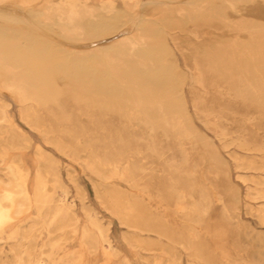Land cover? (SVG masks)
<instances>
[{
    "label": "bare ground",
    "instance_id": "obj_1",
    "mask_svg": "<svg viewBox=\"0 0 264 264\" xmlns=\"http://www.w3.org/2000/svg\"><path fill=\"white\" fill-rule=\"evenodd\" d=\"M16 1L0 0V16L9 14L11 21L22 18L26 22L29 21L27 15L29 10L15 9ZM19 2L27 6L26 8H29L28 6L43 8L46 12V20L52 23L51 25L57 26L65 38L81 43L78 55L101 57L102 61L97 64L99 69L93 70L83 63L84 60L71 58L72 52L67 49V52H55L47 43L43 45L41 43L43 41L37 44L36 36L24 35L26 44L14 51L9 49L10 45L3 46L2 39L0 93H10L22 106H25L22 113L23 120L28 126L41 132L50 142L48 144L58 143L61 148L74 154L85 152L87 156L83 162L90 172L101 176L106 182L118 180L129 185L130 191L126 190L128 193L117 195L115 187H111L107 195L98 192V198L112 215L118 217L122 225L135 231L133 234L130 233L132 245L144 246L136 232H150L156 234L158 238L168 240L164 246L161 244L163 247L160 253L163 257H157L158 254L151 255L153 257L146 258L145 264H183L181 256L178 255L180 249L189 255L190 264L206 262L205 256L194 241L199 228L196 225L208 218L216 203L222 205L221 215L224 219L230 217L232 213L237 216L239 207L237 201H233L236 198L232 197L228 172L221 168L223 162L220 161L218 153L211 149L205 154L212 159L208 164L205 162V156H198L199 144L201 145L205 140L191 123H184L190 122L184 89L188 85L186 83L188 77L191 78L189 79L193 84L190 86L191 91L198 93V96L192 99L195 112L206 122L208 129L220 142H224L226 146L232 142L245 151L264 155V142L261 144L256 142L258 137H262L259 132L264 130V83L256 76L259 69L257 70L255 64L253 48L244 43L243 35L240 34L245 30L243 24L247 21L241 18L230 20L226 16V10V14L217 16L215 11H204L205 7L189 10L184 2L165 1L157 2L161 8L147 14L148 18L145 22L148 26L145 28L136 30L133 26L123 33L106 38L113 28L110 26L111 22L102 18L101 14L114 16L118 14L119 6H122L126 13L135 15L134 25H136L142 21L141 10L145 5L144 1L21 0ZM235 3L232 1L227 3L228 8L232 11L236 10ZM152 4L154 3H151V6ZM172 6H175V10ZM187 14L189 17L192 16L191 29L181 27L179 18H186ZM158 20L165 24L164 28L159 27ZM200 30L206 33L200 34L201 32H198ZM104 35H106L105 39H101L99 43L87 44ZM254 35L252 30L249 37L254 38ZM169 42L175 45L180 55L170 49ZM14 44L16 43H12ZM179 56L184 59V65L178 64ZM261 58L263 59L262 56ZM263 69L260 70L263 72ZM105 74L110 78L113 88L107 93L103 91L109 98L106 95L103 97L94 89L96 79H100ZM70 78H77L76 82L63 85L58 82ZM123 78L126 79L124 82L126 86L123 85L122 90L115 89L114 82H120ZM84 79H88L86 83L83 82ZM88 92L94 93L91 95ZM10 108L11 104L0 96V165L2 162L4 164L3 160L8 158L10 152L28 150L31 147L27 136L13 123L9 115ZM227 110L233 112L234 115H230L237 120V128L233 123L237 130H232L230 127L235 121L223 113ZM84 117L89 123L82 122ZM229 120H231L230 124H228ZM62 137L70 138L71 143L67 144ZM188 139L193 141L187 142ZM38 148L40 173L39 184L38 182L36 184L41 190H46L47 202V207L41 208L40 214L44 220L46 219V229H48L46 232L52 236L46 242V247L43 245L46 248L44 252L46 258L42 253L40 260L47 263L52 250L66 245L79 232L83 233L79 235H82L85 248L88 247L95 252L101 241L117 257L109 235L110 230L107 229L108 225L104 226L103 222H99L92 208L85 204L83 190L81 192L80 188L76 187L78 191L76 195L82 202V211L85 210V214L87 212L85 217H88V224L80 227L74 206L68 204L65 199L68 188L60 178V164L47 151L45 153ZM248 166L261 171L264 170V161L260 165L250 162ZM18 169L12 162L6 166L4 172L6 180L4 182L0 180V186L3 187L0 193V229L1 226L5 228L2 225L5 220L22 215L24 217L23 213L32 205L28 198L29 193L27 191L26 194L27 189L25 190L26 182L24 183L23 179L25 173H22L24 168L22 171H20L22 168ZM26 173L28 175V172ZM217 183L223 187L222 191L216 188ZM259 184L264 187V179L260 180ZM38 192L42 193V191ZM259 194L264 196V190ZM257 196L259 198V195ZM152 201L155 204L160 203L161 207H165V203H170L173 214L186 219V226L179 228L172 225V222L167 220L165 211L161 212V207V211L158 207L152 210L153 206L150 204ZM41 223L39 220H33L29 227L25 229L20 227L23 240L35 238L42 233L44 227ZM220 232L212 233L213 238H220L222 236ZM31 240L33 239H30L28 244ZM35 241L37 240H33ZM28 247L30 252L25 251L28 254L33 253V246L28 245ZM225 247L228 249V246ZM156 248L152 245L147 251L155 252ZM29 260L30 257L27 261ZM27 261L25 258L26 264ZM118 264L130 263L123 258Z\"/></svg>",
    "mask_w": 264,
    "mask_h": 264
},
{
    "label": "rangeland",
    "instance_id": "obj_2",
    "mask_svg": "<svg viewBox=\"0 0 264 264\" xmlns=\"http://www.w3.org/2000/svg\"><path fill=\"white\" fill-rule=\"evenodd\" d=\"M19 1H21V0H17L15 2V4H16V5H14L15 9H17L19 11H26L28 9L29 11L27 10L28 11L27 15H28L29 21L26 22V20H24L23 18L21 20H18V21H11L9 18L10 17L9 14L1 15L2 17L0 16V41L2 39L3 40L1 41L2 43L1 42L0 43L3 46L8 47V45L11 46L12 43H16V44L12 45L15 48H13L12 46L11 47L9 46V49L14 51V50H16V48L17 49L22 48L26 44V39L24 38V35H29V36L32 35L34 37L35 36L37 37V38L35 37V39L38 40L37 44L42 43L43 45H45V43H47L48 46L51 48V50L55 51V52H64V51L67 52V50H69L72 52V54H70L71 58L84 60L83 63L93 70L99 69L97 64L102 61L101 57L95 58V57H90V56H86V55H82V54L78 55L77 52H79L78 48L81 45V43L77 42L76 40L72 41V39L65 38L64 34L61 33L60 29H58L57 26H55L54 24H53L54 26L51 25L52 23L50 24L49 21L46 20V12L43 8H39V6H38V8L37 7H30V6H28L29 8H26L27 6L25 7L23 4H22L23 5L22 6ZM143 1H144L145 5L142 7V10H141V13H143L142 14L143 17H142V21H141L142 23L139 22L138 24L134 25L135 15L131 14V13L130 14L126 13L125 10L123 9V7L119 6V12H118V14H115L114 16L113 15L108 16L105 14H101L102 18L107 19L109 21V23L111 22L110 26H112L113 30H111V32L109 33L110 35L107 34L108 37L106 35H104V36L100 37L99 39H96L92 42H88L87 44L92 45V44H94V42L99 43L101 41V39L102 40L105 39V36H106V38H109L115 34L123 33L124 30H126L130 27H133V26L135 27L136 30L145 28L146 26H148L147 23L145 22V19L148 18L147 14L152 12V10H154V9H160L161 8V5H158L157 2L158 3H164L165 1H168V2L169 1L170 2H184L187 9L190 8L189 10L196 9L197 7L204 9V7H205L204 11H215V15H217V16H223L224 13L226 14V12H227L226 16L230 20H232V19L237 20V19L241 18L242 20L244 19L245 22L247 21L246 24H243V27L245 28V30L240 34L243 35L242 40L244 41V43L247 46L251 47V49L253 48L252 50H253L254 55H255L254 58H256L255 64L257 66V70L259 69L258 70L259 72H257L256 76H258L257 78H259L258 80H260V82L264 83L263 82V80H264L263 75L264 74H262L264 72V69H263L264 68L263 67L264 66V63H263L264 62V60H263L264 59V35H263L264 34V30H263L264 29V26H263L264 25L263 24L264 23V0H247L250 3H248L245 0H228V2H227V0H220V1L219 0H194V2H193V0H143ZM207 1H209L208 4H207ZM231 1L233 3L236 2L235 3V4H237L236 10L232 11L230 8H228L227 3L231 2ZM151 3H154V4H152V6H151ZM198 3H199V5H198ZM189 5H190V7H189ZM201 5H203V6L201 7ZM162 6L165 7L164 5H162ZM172 7L175 10V6H172ZM33 9L35 11H33ZM225 10H226V12H225ZM133 15H134V17H133ZM185 16H187L188 19H187V17L186 18L183 17L185 19L179 18L181 20V24H182L181 27L185 28V29H189V28L191 29L193 27L192 16L189 17L188 14ZM143 21L146 23V25L144 24ZM157 22H158L159 27H161V28L165 27V24L163 22H160L159 20ZM161 23H163V24H161ZM225 25L227 26V24H225ZM252 30L255 34L254 38L249 37L250 34L252 33ZM176 31L179 33L181 32L179 30H176ZM164 32H166V31H163V33ZM198 32L199 33L201 32L200 34L206 33V31H204V30H200ZM20 35H22V36H20ZM183 35H184V33H183ZM262 37H263V39H261ZM9 38L10 39L13 38V39L9 40ZM40 41H43V42L40 43ZM200 41L202 42L203 39H201ZM3 43H5V44H3ZM18 44L19 45L21 44V45L19 46ZM172 44H173L172 42H169V45L171 47L170 49L172 51H176L180 55V52H178V49L175 47L174 44L173 45ZM259 44L263 48H261L259 46ZM58 49L60 51H58ZM261 56L263 57V59L261 58ZM177 58H178L177 59L178 64L180 63L181 65H184L183 64L184 59L181 56H179ZM181 58L183 60H181ZM259 60L262 62H260ZM181 65H180V67H181ZM260 69H263V72ZM75 79H77V78H70L66 81H58V82L61 85H63L64 83H71L72 84V83L76 82ZM189 79L191 80V78L188 77V79L186 81V83H188V85L184 89V92H185L184 97L186 99V103L188 106V112L190 113L189 114V116H190L189 121L190 122L188 121L189 123H187V122H184V123H186V124L191 123V125H193L194 128L199 130L201 136L205 140V142H202L201 145L198 143L200 146V149L197 153L199 155L197 153L196 154L198 156H203V157L205 156L206 157L205 162H207V164H208L212 161V159H210L211 158L210 156H206L205 154L210 152L211 149H213L214 151H216L218 153V156L220 157V161H222L223 164H226V165L222 164L221 168H223V170L228 172L229 182L232 186V197L236 198V199H233V201H237L238 207H239L237 216H236V214L232 213V215L230 217L224 219V218H222V215H221L222 205L220 203H216L213 206V209H212L211 213L209 214L208 218H205L201 222L202 224L199 223L198 225H196L199 227L197 229L196 235L197 234H200V235H197V237L195 235L194 241L197 244L198 248L202 251L203 255L205 256L204 258L206 259V262H204L203 264H225V262H227V264H231V263L232 264H234V263H236V264H238V263L239 264H260V263L264 264V200H263L264 198H262L264 196L259 194L261 191L264 190V187H262L259 184L260 180L264 179V170L260 171V170H256V169H251L248 166V164L250 162H254V163L259 164V165L262 164L264 161V155L262 153H258V152L245 151L232 142H231L232 144L229 143L230 145L228 144L227 146L224 144V142L223 143L220 142V140L215 136V134L208 129V127L206 126V122L203 119L199 118L195 112L192 99L196 98L198 96V93H196L195 91H194L195 93H192L190 86L193 84H191V82H189L190 81ZM87 80L88 79H84L83 82L85 81V83H86ZM110 81L111 80L108 77V75L105 74V75L101 76L100 79H96L97 83H96V86L94 89L98 90L96 92L100 93V95L102 94V96L104 97L106 95L105 93H107L109 91V89L111 88ZM124 82H126L125 78L121 79L120 82L116 81V82H114L113 87L115 89L122 90L126 86V84ZM123 85H124V87H123ZM111 89H113V88H111ZM101 91L102 92L104 91L105 93L103 92L104 93L103 94ZM91 93H94V92H90L89 94H91ZM91 95H93V94H91ZM0 96L3 99H5L8 103L11 104V108L9 109V115L12 117L13 123L16 125V127L18 129H20L27 136L28 141L30 142V146H31L30 149H28V150H21V151H16V152L12 151L9 153L8 158L6 157L5 158L6 160H3L4 164L2 162V165H0V167H1L0 180H2V182H4L6 180V174L4 172H6V166L11 164L12 162L14 164H16L17 170H19L18 169L19 167H20V169L22 168L20 171H22L24 168L22 173L23 174L25 173L24 178H23L24 183L26 182L25 190L27 189L26 194L28 191L29 196L28 195L27 196L31 200V204H32L31 208L29 207L23 213L24 214V217L22 215L23 218L21 216H19V217L10 219V220H12L11 222H10V220H5L8 222V223L6 222V225H4L5 221H4V223H2V225L5 226V228H3L1 226V229H0V232L2 231L0 233V259H1L0 264H20V263L26 264L25 258L27 261L29 259V257H30V260L27 261V264H51V263L52 264H89V263L90 264H114V263L118 264L119 262H121L123 260V258L127 259L130 264H145L146 262H144V261H146L147 259H150L151 257H153L156 254H158L157 257H161V258L163 257V256H161L162 254L160 252H161V248L165 244H167L166 243L168 241L167 239L158 238L156 234L150 233V232H144V233L143 232H139V233L136 232L139 235V238L141 237L140 240L144 243V246L143 247H137V246L132 245L131 239H130V233L133 234V233H135V231L132 229H129L128 227H126L124 225H122L120 220H118V217L112 215V213L106 209V207L102 204L101 200L98 198V192L101 194L103 193V195H107L108 192L110 191L111 187H115L117 195H121L123 193H128V192H126V190L130 191L129 185H127L123 181L118 182V180H112V181L110 180L111 182L107 181V182H109V183H107L106 181H104V179H102L101 176H99L97 174L95 175V173H93L92 171L90 172V170L84 165V162H83L86 160L85 157L87 156L85 152L81 151L80 154H74V153H71V152L61 148L58 143L48 144L50 142L48 141V139L46 137H44V135L41 132L32 128L30 125L28 126V124L23 120L22 113H23L25 106H22L19 103V101L17 100V98L16 97L14 98L10 93H0ZM11 97H13V98H11ZM106 97L109 98L108 94L106 95ZM223 113L227 117H229L230 119H234L232 121H235V122H232L230 124L229 122H231V120H229L228 124H230V127L232 128V130H237V129H235V126L237 128L238 124L236 123L237 120L234 117L232 118V115H234L233 112L227 110ZM230 114H232V115H230ZM82 122L85 124L89 123L85 117L83 118ZM233 123L235 124V126ZM51 124H53V123L51 122ZM45 127H46V121H45ZM259 133L262 134V137L264 136V134H263L264 130H261ZM262 137H258L259 139L257 138L256 142L259 144L264 142L263 141L264 138H262ZM260 138H261V142H260ZM62 140H64L67 144L71 143V139L68 137H62ZM190 141L192 142L193 140L192 139L187 140V142H190ZM37 148H38V150L39 149L44 150L45 153L47 151L49 154H51L53 156L52 158L55 159L60 164V172H61L60 178L63 180L65 186L68 188V193H67V196H65V199H66V202L68 204H72V206H74V209L76 211V215L78 217V222H80L79 223L80 227L84 226V224H86V223L88 224V217H85V216H87L86 215L87 212L85 214V210L82 211V206H81L82 202L80 201V199H78V196H77L78 191H77L76 187H79L81 192L83 190L82 194L84 195L85 204L90 209L92 208L91 210H92L93 214H95L96 217L99 219V222H101V223L103 222L102 224L104 226L108 225L107 226L108 228L107 227L106 228L110 230L109 235L111 237L113 245L115 246V251L117 253V257H115L112 254V252L110 250H108L106 248L105 244H103L101 241H100L101 243L99 242L98 249L95 252H92L88 247L85 248L84 247V246H86L85 242H83V240L81 239L83 233L79 232L77 234V236L74 239L70 240L66 245H63L61 247H56L54 250H52V253L49 256V261L47 263H44L45 261L43 262L40 260L42 253L46 252V248H45L46 242L49 239H51L52 236L49 232H46V230H48V229H46V219L44 220L40 214V209L46 208L47 202H46V190L45 189L41 190L40 188L37 187V186H39L38 185L39 184L38 174L40 173L39 172L40 171V169H39L40 168L39 167L40 166V160L38 159L39 157L37 154L38 153ZM75 155H76V157H75ZM197 155H196V157L199 158ZM74 157H75V160H74ZM240 158H241V160H240ZM251 158H254V159H251ZM76 160H77V162H76ZM237 160L240 161L241 163L237 162ZM245 161H248L249 163L245 162ZM156 162H158V160H156ZM244 162H245V165H244ZM237 163L238 164L240 163V164L238 165ZM0 164H1V161H0ZM3 168H5V169H3ZM26 172H28V175ZM26 176H28V177H26ZM98 176H99V178H98ZM258 180H259V182H258ZM102 181H104V182H102ZM37 182H38V184H36ZM216 188L220 189L221 191L223 189V187H221V184H218V183L216 185ZM2 189H3V187L0 186V193H2V191H3ZM38 191H42V193L38 192ZM37 192L39 195H37ZM76 193H77V195H76ZM256 195H259V198H258V196L256 197ZM38 196H40V197H38ZM34 200H36V201H34ZM33 203L36 205H34ZM150 204H151V206H153L152 210L153 209L156 210L158 207L159 210L161 211V209H160L161 204L160 203L155 204V202L152 201ZM158 204H160V205L158 206ZM164 205H165V207H161L162 208L161 212L165 211V216H166L167 220L169 219L168 221L172 222V225H176L179 228H184L187 224L186 219L178 217L175 214H173V210L171 208L170 203H165ZM168 214L171 216H169ZM17 218H21V219H17ZM33 220H36V221L39 220L40 223L43 221L41 223V226L44 228H43L42 233H40L38 235L39 237L37 236L35 238H30L33 240L36 239L37 241H35V242L37 244L35 242H33V240H31V243L28 244L30 242V239L29 240L24 239L26 241V242H24L23 235L21 234L22 231H20V227H23V229L29 227L33 223ZM110 224H111V226H110ZM204 228H205V230H204ZM215 231H218V232L221 231L220 235H222L221 237H223V238H221V237L220 238L219 237L213 238L212 233H215ZM80 233H82V235H79ZM224 235H226V236H224ZM224 237H226V238H224ZM226 239H228V240H226ZM21 240L23 241V243ZM143 240L146 241V243ZM80 241H81V243H80ZM128 241H130V242H128ZM16 242L17 243L19 242V243L17 244ZM83 243H84V246H83ZM225 243L226 244L228 243V244L226 245ZM11 244H13V245H11ZM161 244L163 246H161ZM16 245H18V246H16ZM28 245L31 247L33 246L32 247L33 253H31V254H28V252H30ZM43 245H45V247ZM80 245H82L83 247H81ZM152 245L157 247L155 252L147 251V249L149 247H151ZM19 246H22V247H19ZM34 246H36V247H34ZM225 246H228V249ZM10 247H12V249ZM116 247L118 250L116 249ZM42 248H44V249H42ZM15 249H17V250L15 251ZM85 249H86V251H85ZM134 249L136 250V252ZM25 250H27L28 252ZM100 250H102V252ZM103 251H106V252L103 253ZM107 252H109V253H107ZM230 252H232V254ZM15 253L18 254L19 256L18 255L16 256ZM5 254H6V256H5ZM82 254H84V255H82ZM222 254H224V255L222 256ZM226 254H227V256H225ZM43 255L46 258V253H44ZM80 255H82V256H80ZM151 255H153V256H151ZM178 255L181 256L183 264H190L191 263V258L189 257V255L186 254L185 252H183L181 249L178 251ZM221 257H223V258H221ZM230 258H232V259H230ZM223 259H225V260L223 261ZM256 259H257V261H256ZM12 262H14V263H12Z\"/></svg>",
    "mask_w": 264,
    "mask_h": 264
}]
</instances>
